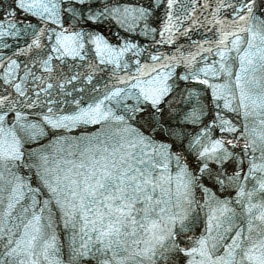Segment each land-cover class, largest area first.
I'll return each mask as SVG.
<instances>
[{
	"label": "snow or ice",
	"instance_id": "obj_1",
	"mask_svg": "<svg viewBox=\"0 0 264 264\" xmlns=\"http://www.w3.org/2000/svg\"><path fill=\"white\" fill-rule=\"evenodd\" d=\"M0 264H264V0H0Z\"/></svg>",
	"mask_w": 264,
	"mask_h": 264
}]
</instances>
